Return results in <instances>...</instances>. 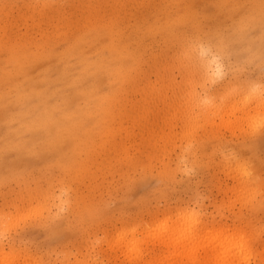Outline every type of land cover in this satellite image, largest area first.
<instances>
[{"label": "rangeland", "instance_id": "obj_1", "mask_svg": "<svg viewBox=\"0 0 264 264\" xmlns=\"http://www.w3.org/2000/svg\"><path fill=\"white\" fill-rule=\"evenodd\" d=\"M258 3L0 0V129L19 110L23 73L40 91L63 63L80 74L64 58L89 30L98 36L83 51L111 44L126 71L94 92L96 116L81 132L90 143L70 154L62 144L68 156L0 135V264H264V24L240 27ZM164 227L179 247H161ZM130 243L139 253L125 252Z\"/></svg>", "mask_w": 264, "mask_h": 264}, {"label": "bare ground", "instance_id": "obj_2", "mask_svg": "<svg viewBox=\"0 0 264 264\" xmlns=\"http://www.w3.org/2000/svg\"><path fill=\"white\" fill-rule=\"evenodd\" d=\"M263 14H264V8L262 7V4L258 3L256 5H254L253 10L248 13V16H247L248 18L246 20H244L243 22H240L241 31L243 32L246 29H250L253 26H257V28H258V25L264 24L263 23L264 22ZM260 27H262V26H260ZM93 31L94 30H89L87 33H85V35H86L85 38H82V36L80 38H77L76 39L77 41L73 45H71V47L69 48L68 52L65 55V58H64L65 60H68V59L70 60L71 58L75 59L76 61L78 60V62L80 64V74L78 76H76L70 72L71 70L68 69V67L66 66L67 63H63L62 65L59 66L60 71L58 72L59 73L58 77L55 80L53 78H51L50 89L40 91V90L36 89L31 84L30 74L28 72H26L25 74L23 73L22 84H18V86L15 87L16 96H17V99L19 102L17 105V106H19V110L17 108L18 111L14 112L15 113L14 116L16 115L15 118L13 119L14 121H12L11 123L8 122L6 128L0 129V135L1 136H4L6 133H9V135L7 134V136H5L6 139L2 138L3 141L7 140V143L9 145H12L16 149L21 148V146H25V147L28 146L34 150L38 149L40 151V149H42L43 151H49L50 153L57 155L58 158L68 156V154L66 152L67 150H64L65 148L62 147V144L69 143L68 147H69V149H71V152L68 150L69 154L72 153L74 150L76 151L77 147L83 148L86 146V141H88V139L85 137V135H82L81 132L83 131L84 128H86V124L89 123V119L96 116L95 105L97 106V104H95V101H93V103H92V104H94V107L90 104L92 100H95L96 98H98L94 94V92H97V90L100 89L104 79L105 80L109 79V80H112L114 82H116V81L119 82L126 74L125 70L123 71V69H120V67L122 66L121 59H124L125 56L120 54V52H118L116 50V48L114 49L111 44L108 46H105L104 48L95 49L94 51H96L98 53L94 54V55H90L89 53L86 54L83 51V43L87 44L88 39H91L93 37L98 36L96 34L97 31H94V33H92ZM260 44H261L260 45L261 47L259 48V52L262 53L263 52L262 50L264 48V34H262ZM258 47H259V45H258ZM12 51H13V53H15L17 51V49H14ZM194 51H196V50H194ZM50 57H52V56H50ZM46 66H47V64H45L44 72L46 75H49V73L51 72V68L50 67L48 68V66L47 67ZM200 72H202V71H200ZM205 73H206V71H205ZM70 75H72V82L69 79ZM79 78H80V80L76 81ZM114 82H112V83H114ZM69 83H72L73 87L75 86V88L71 92H67L65 89L66 84H69ZM80 83H82V85H80ZM85 84H87V86H88L87 88H84ZM59 85H61V86L58 87ZM111 88H113V87H111ZM1 94H0V102H3L4 97ZM98 94H100V93H98ZM113 95L114 94H112L110 96L111 99H113L112 98ZM5 98H6V96H5ZM78 98L79 99L81 98V100L84 101V106L80 107L79 106L80 103H79L78 106L76 105L77 110H75V111L71 110V104H73V102H75ZM33 99H35V102L33 103V105H29L28 103H30V100H33ZM261 100H263V98H261ZM22 101L23 102L25 101V103H22ZM78 102H80V101L78 100ZM40 104L44 105V110L42 112H33V109H36L35 107L40 105ZM14 109L16 110V108H14ZM98 109L101 112L107 114L108 107H103V102L101 103V108H98ZM224 110H225V108H224ZM228 110L230 112V109H228ZM225 113H223V114H225ZM107 116H109V115H107ZM102 118H104V114H103ZM106 118L104 120H106ZM246 120H248V119L246 118ZM89 131H90V129L87 132H89ZM84 137H85V139H84ZM73 139H75V142L72 141L73 142L72 143L71 140H73ZM0 142H2V141L0 140ZM3 144H5V142H3ZM5 145H6V147L9 148V146H7V144H5ZM35 146H38V147H35ZM0 147H1V145H0ZM29 150L31 151V149H29ZM80 151H82V150H80ZM25 153L21 154V156H18V154H17V157H24L22 155H24ZM31 155L32 154H30L29 156H31ZM16 159H15V162H16ZM22 159H20V161ZM18 161H19V159H18ZM237 163H239V162H237ZM6 169H8V168H6ZM6 169L5 170L3 169V170L6 171ZM236 170H237V168H236ZM241 170H243V167L241 168ZM243 173H244V171H243ZM240 174L243 176L242 171H241V173L239 172L238 175H240ZM247 176H248V174H247ZM246 179H248V177H246ZM251 184H252V182H251ZM193 227L195 229V226H193ZM147 232H148V229H147ZM133 233H135V232H131V234H133ZM125 235L126 234H124V233L118 235L119 236L118 242H122ZM166 237L169 238L166 235V227H164L159 232V235H158V240L160 242L161 247H163L165 249H168L169 247L170 248L171 247H174V248L179 247V243L181 241L176 239V236H175V238H169V239H167ZM223 237H224V235H223ZM125 250H126L125 252H128V253L135 251L134 253L136 254L138 252V248H137V245H135V243H130L129 245H126ZM215 251H217V250H215ZM123 252H124V249H123ZM218 253H219V250H218ZM123 254L125 255V253H123ZM132 254H131V256H132ZM215 254H217V253H215ZM138 256H140V255H138Z\"/></svg>", "mask_w": 264, "mask_h": 264}, {"label": "snow or ice", "instance_id": "obj_3", "mask_svg": "<svg viewBox=\"0 0 264 264\" xmlns=\"http://www.w3.org/2000/svg\"><path fill=\"white\" fill-rule=\"evenodd\" d=\"M206 54H207V52H202V57H203L204 55H206ZM214 63L217 64V70H216L215 76H216L217 78H222L223 75H224V69L222 68V63H223V62H222V58L219 57V56H217V57L215 58V60H214ZM261 71H262V73H264V67H262ZM208 102H209V101H207V100L205 101V103H208ZM258 130L260 131L261 135L264 136V121H262L261 124L258 125ZM186 174H187L188 176H192V175H194V174H195V168L188 169L187 172H186ZM67 191L70 193L71 189H67ZM61 198L63 199V193L61 194ZM69 202H70V200H69ZM65 210H66V209H65Z\"/></svg>", "mask_w": 264, "mask_h": 264}]
</instances>
